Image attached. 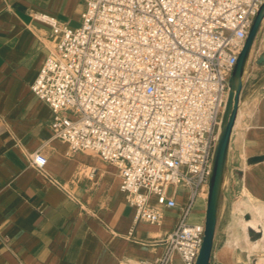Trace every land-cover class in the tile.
<instances>
[{
    "label": "built area",
    "instance_id": "1",
    "mask_svg": "<svg viewBox=\"0 0 264 264\" xmlns=\"http://www.w3.org/2000/svg\"><path fill=\"white\" fill-rule=\"evenodd\" d=\"M80 1L78 28L34 15L55 42L31 92L52 112L54 139L118 170L134 223L160 225L163 210H179L163 255L136 264L173 254L195 264L204 218H189L206 201L228 80L264 0ZM29 163L41 172L47 159Z\"/></svg>",
    "mask_w": 264,
    "mask_h": 264
},
{
    "label": "crops",
    "instance_id": "2",
    "mask_svg": "<svg viewBox=\"0 0 264 264\" xmlns=\"http://www.w3.org/2000/svg\"><path fill=\"white\" fill-rule=\"evenodd\" d=\"M83 11L80 0H0V264L152 261L163 255V241L178 223V209L163 210L160 225L134 223V211L119 190L118 170L93 154L70 153L54 139L52 112L31 92L55 42L34 15L78 28ZM262 54L264 24L241 93L227 185L238 176L239 194L246 189L264 205V160L255 161L264 158V66L255 63ZM34 153L47 159L41 172L29 163ZM184 199L181 194L177 202ZM170 264L182 262L173 254Z\"/></svg>",
    "mask_w": 264,
    "mask_h": 264
},
{
    "label": "water",
    "instance_id": "3",
    "mask_svg": "<svg viewBox=\"0 0 264 264\" xmlns=\"http://www.w3.org/2000/svg\"><path fill=\"white\" fill-rule=\"evenodd\" d=\"M262 24H264V4L261 5L255 18L253 19L234 70L228 80L229 92L227 102L221 118L218 138L213 149L208 178L203 239L195 264L210 263L211 253L214 245L219 204L221 196L227 185L231 137L236 125L239 109L243 102L241 93L252 55V46L256 34L258 33ZM255 63L258 66H264V54L259 56ZM262 160H264V158L255 159V161ZM261 235L262 234L259 232L258 237Z\"/></svg>",
    "mask_w": 264,
    "mask_h": 264
},
{
    "label": "rangeland",
    "instance_id": "4",
    "mask_svg": "<svg viewBox=\"0 0 264 264\" xmlns=\"http://www.w3.org/2000/svg\"><path fill=\"white\" fill-rule=\"evenodd\" d=\"M91 156L90 153H86ZM236 158L233 161V166L236 165ZM238 176L232 177L230 185L226 186L220 200L217 225L215 231L214 245L211 253L209 264H257L259 260L264 259V247H262V235L258 237L257 231L253 229H244L238 222L239 218L243 221H250L252 214L250 210H245L243 215H239L234 211L236 202L241 195L237 189ZM172 188L168 194H171ZM198 201L193 207L191 216H199L201 219L205 215V204ZM201 204V207H200ZM250 211V212H249ZM248 217V219H247ZM236 224L241 237H245L249 241L252 253L249 254L246 250L240 248L228 247V239L232 233V225ZM242 227V228H241ZM254 244V245H253Z\"/></svg>",
    "mask_w": 264,
    "mask_h": 264
},
{
    "label": "bare ground",
    "instance_id": "5",
    "mask_svg": "<svg viewBox=\"0 0 264 264\" xmlns=\"http://www.w3.org/2000/svg\"><path fill=\"white\" fill-rule=\"evenodd\" d=\"M199 201H202V200H199ZM203 203L206 205V201L205 202L203 201ZM245 210L251 211V214H252L251 220L243 221L241 218H239L238 222L241 224V226L244 229H253L257 232H260L262 234V239H261L262 247H264V205L257 203L252 198V196L249 194V192H247L246 189L243 190L240 199L236 202L235 207H234V211L238 213L239 215H243V213L246 212ZM250 244L251 243L247 241L245 237H241L237 229V225L233 224L232 233L230 234L229 239H228V244H227L228 247H232V248L237 247L242 250H246L249 254H251L252 250L250 249ZM257 264H264V259L259 260V263Z\"/></svg>",
    "mask_w": 264,
    "mask_h": 264
}]
</instances>
